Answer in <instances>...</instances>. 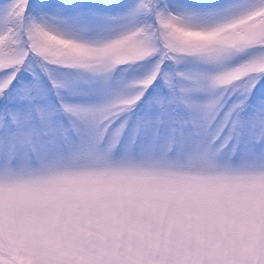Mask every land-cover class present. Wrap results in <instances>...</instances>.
Returning <instances> with one entry per match:
<instances>
[{"label": "snow or ice", "instance_id": "6c2138e0", "mask_svg": "<svg viewBox=\"0 0 264 264\" xmlns=\"http://www.w3.org/2000/svg\"><path fill=\"white\" fill-rule=\"evenodd\" d=\"M0 264H264V0H0Z\"/></svg>", "mask_w": 264, "mask_h": 264}]
</instances>
